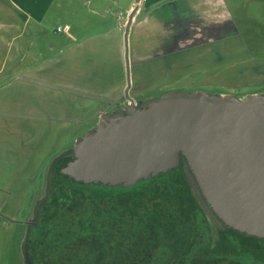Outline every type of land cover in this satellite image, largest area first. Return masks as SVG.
I'll use <instances>...</instances> for the list:
<instances>
[{
  "label": "rangeland",
  "instance_id": "1",
  "mask_svg": "<svg viewBox=\"0 0 264 264\" xmlns=\"http://www.w3.org/2000/svg\"><path fill=\"white\" fill-rule=\"evenodd\" d=\"M24 1L17 30L3 31L11 20L0 17V81L16 58L18 83L31 65L26 76L36 89L18 96L12 154L14 135L0 139V264H27L28 239L48 199L53 167L74 155L76 144L96 131L97 119L117 111L127 76L128 96L141 103L165 94L264 98V0ZM58 27L74 40L55 33Z\"/></svg>",
  "mask_w": 264,
  "mask_h": 264
},
{
  "label": "water",
  "instance_id": "2",
  "mask_svg": "<svg viewBox=\"0 0 264 264\" xmlns=\"http://www.w3.org/2000/svg\"><path fill=\"white\" fill-rule=\"evenodd\" d=\"M181 157L225 226L264 239V98L172 94L131 106L101 117L59 172L83 184L128 188L177 168Z\"/></svg>",
  "mask_w": 264,
  "mask_h": 264
},
{
  "label": "trees",
  "instance_id": "3",
  "mask_svg": "<svg viewBox=\"0 0 264 264\" xmlns=\"http://www.w3.org/2000/svg\"><path fill=\"white\" fill-rule=\"evenodd\" d=\"M70 160L52 169L27 264H264V239L239 232L220 233L193 252L187 242L200 239L205 222L183 157L128 188L75 182L59 172Z\"/></svg>",
  "mask_w": 264,
  "mask_h": 264
},
{
  "label": "crops",
  "instance_id": "4",
  "mask_svg": "<svg viewBox=\"0 0 264 264\" xmlns=\"http://www.w3.org/2000/svg\"><path fill=\"white\" fill-rule=\"evenodd\" d=\"M24 0H0V17H6V20H11L10 22L3 23L4 25H1L3 27V31L11 30V29H18V6L21 7L25 4ZM33 4V3H32ZM133 5L130 6V9ZM25 7V6H24ZM37 9L36 7L34 8ZM129 9V10H130ZM2 33V32H1ZM5 33V32H3ZM65 34V33H63ZM1 35V34H0ZM18 35V34H17ZM6 36L10 43L17 39L18 36ZM70 40H74L71 36H67ZM2 36V35H1ZM5 39V38H2ZM9 43V44H10ZM8 44V42H7ZM55 48V47H54ZM10 48L7 47L6 53L10 54L12 50H9ZM53 49V47L51 48ZM5 50V48H4ZM14 55L18 54V51H21V48H15ZM18 61H16V58L13 61V65L9 66V73L8 76H6L5 79L0 81V139L6 138V135H14V140L10 142V151L11 154L14 151L15 141H16V131L18 130V96L21 94H27V93H34L36 91L35 86L33 85L31 79L32 77L26 76V73L33 72L31 65H28L29 67L24 69L25 74L23 79L19 80L21 82L18 83ZM5 66H0V72L4 70ZM99 120L98 124L100 123L101 119ZM98 127V126H97ZM14 144V145H13ZM7 151V150H6ZM3 146L0 148V165L5 164L3 161V157H1V154H3ZM2 161V163H1Z\"/></svg>",
  "mask_w": 264,
  "mask_h": 264
},
{
  "label": "flooded vegetation",
  "instance_id": "5",
  "mask_svg": "<svg viewBox=\"0 0 264 264\" xmlns=\"http://www.w3.org/2000/svg\"><path fill=\"white\" fill-rule=\"evenodd\" d=\"M184 49H182V51L180 50L179 52H177V54L182 53ZM172 50L174 52L178 51V49H176V48H173L170 51L172 52ZM126 90H125L126 91L125 94L123 95V93H121L119 100L115 102V104H116V106L118 108L117 111L115 113H108L107 116L108 115H112V114L125 113L131 106H133L135 108H142L145 105H147V104H149L151 102H154V101H151V102L149 101V102L141 103L139 101H136L134 98H131V97L128 96L127 92L129 90V87H127ZM164 96H166V94L165 95H161L159 99H161ZM256 97H259V96H256ZM158 100H156V101H158ZM199 195H200V198H201L202 203L204 204V206L207 208V210L210 212V214L213 216V218L217 222V225L216 226H212L210 224L209 218H208V216L206 214V211H205L206 209H203L201 207V205L199 204L200 207H201L202 213H203V219H204V222L205 223L203 224V227H201V230H200V239L199 240H194V241L192 240L191 242H187L188 245H191L194 248L193 252H196L200 247L208 246L209 244H211L210 239H212V240L216 239L220 233H224V234H235V232H237V231H235V230H233V229L228 228L227 226H225L213 214V212L208 208L207 204L205 203V201H204V199H203V197L201 196L200 193H199ZM196 200L198 202V199H196ZM198 203H200V202H198ZM197 221L198 220H196L195 222H197ZM240 234H242V233H240ZM244 236H246V235L244 234ZM247 237H251V236H247ZM260 240H263V239H260ZM192 256H194V255H192ZM26 260H27V256H26Z\"/></svg>",
  "mask_w": 264,
  "mask_h": 264
},
{
  "label": "built area",
  "instance_id": "6",
  "mask_svg": "<svg viewBox=\"0 0 264 264\" xmlns=\"http://www.w3.org/2000/svg\"><path fill=\"white\" fill-rule=\"evenodd\" d=\"M120 16V15H119ZM120 27H122V24H120ZM67 32H68V29L66 28V27H64V28H60V27H58V28H56V30H55V33H65V34H67Z\"/></svg>",
  "mask_w": 264,
  "mask_h": 264
},
{
  "label": "bare ground",
  "instance_id": "7",
  "mask_svg": "<svg viewBox=\"0 0 264 264\" xmlns=\"http://www.w3.org/2000/svg\"><path fill=\"white\" fill-rule=\"evenodd\" d=\"M227 98V97H224V99Z\"/></svg>",
  "mask_w": 264,
  "mask_h": 264
}]
</instances>
